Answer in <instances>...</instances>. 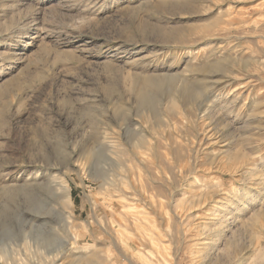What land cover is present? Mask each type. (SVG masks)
Instances as JSON below:
<instances>
[{"label": "rangeland", "instance_id": "obj_1", "mask_svg": "<svg viewBox=\"0 0 264 264\" xmlns=\"http://www.w3.org/2000/svg\"><path fill=\"white\" fill-rule=\"evenodd\" d=\"M0 92V250L264 264V0H0Z\"/></svg>", "mask_w": 264, "mask_h": 264}, {"label": "bare ground", "instance_id": "obj_2", "mask_svg": "<svg viewBox=\"0 0 264 264\" xmlns=\"http://www.w3.org/2000/svg\"><path fill=\"white\" fill-rule=\"evenodd\" d=\"M211 24H213V23H211ZM211 26V25H210ZM149 59V58H148ZM135 62V61H134ZM222 71V70H221ZM227 74V73H226ZM226 74H224L223 75V77H227V75ZM176 76H178V75H175V74H160V75H154V74H150V75H144V81H142L143 82V84H145V87L146 86H148V85H150V83H153L154 81H155V79H159V80H161V79H174V78H177ZM132 77V76H131ZM130 77V78H131ZM179 77V76H178ZM223 79H225V78H223ZM223 79H220V81L219 82H221V80H223ZM228 79V78H227ZM133 80V79H132ZM135 80V79H134ZM219 80V79H218ZM137 81V80H136ZM217 82V81H216ZM141 84V83H140ZM143 89V88H142ZM222 89V88H221ZM5 90V89H4ZM145 93V92H144ZM0 94H2L1 92H0ZM143 94V93H142ZM176 97L177 96H170V100H169V102L171 103V104H175L177 101H176ZM7 98V97H6ZM183 101H185V100H183ZM170 105V104H169ZM182 106V105H181ZM175 106H173V108H174ZM171 108V107H170ZM171 110V109H170ZM186 115V114H185ZM43 129H45L46 130V128L45 127H43ZM111 129V128H110ZM42 130V129H41ZM112 130V129H111ZM114 130H115V128H114ZM58 131V130H57ZM106 132V131H105ZM108 133H110V132H108ZM119 133H121V132H119ZM36 134V133H35ZM58 134V133H57ZM112 136V135H111ZM111 136H109V134H106V136L104 137V138H110ZM114 136V135H113ZM111 139V138H110ZM118 141V140H117ZM151 142V141H150ZM149 142V143H150ZM103 143H105L106 144V142L104 141ZM107 143H109L108 141H107ZM139 143V142H138ZM146 143V142H145ZM150 146H151V144H149ZM120 146V145H119ZM118 146V147H119ZM117 147V146H116ZM115 147V149L117 150V148ZM146 147V146H145ZM90 149V148H89ZM124 150V149H123ZM152 151V150H151ZM123 152V151H122ZM141 154V153H140ZM146 160V159H145ZM77 167V166H76ZM86 167H87V165H86ZM41 168V167H40ZM64 168V167H63ZM67 168V167H66ZM83 168V167H82ZM81 169V168H80ZM38 170V169H37ZM122 171H124V170H122ZM40 173V172H39ZM53 173V172H52ZM122 174V173H121ZM35 175V174H34ZM37 176V175H36ZM39 176V175H38ZM21 178V177H20ZM28 179V178H27ZM34 180V179H33ZM32 181V180H31ZM48 181V180H47ZM60 181V180H59ZM24 182H26V181H24ZM52 182L53 183H51V184H53V185H58V188H59V190H61V192H63V194H65V196L67 197V202H70L69 201V188H68V184H65V183H63V182H56L55 180H52ZM31 183V182H30ZM47 183V182H46ZM32 184V183H31ZM42 184V183H41ZM44 184V183H43ZM25 186V185H24ZM39 186V185H38ZM4 187V186H3ZM51 187V186H50ZM54 187V186H53ZM20 188V187H19ZM22 188H23V186H22ZM21 188V189H22ZM25 188V187H24ZM57 188V187H56ZM20 189V190H21ZM30 189V188H29ZM37 189V188H36ZM53 189V188H52ZM71 191V190H70ZM59 194V193H58ZM70 198H71V195H70ZM144 198V197H143ZM240 199V198H239ZM242 201V200H241ZM71 204V203H70ZM69 204V205H70ZM73 204H74V202H73ZM70 213V212H69ZM69 215V214H68ZM70 217H72V216H70ZM73 218V217H72ZM71 218V219H72ZM72 236H73V234H72ZM76 235H74V237H75ZM75 239V238H74ZM40 240V239H39ZM73 240V239H72ZM126 240V239H125ZM129 240V239H128ZM64 241V240H63ZM62 241V242H63ZM78 241V240H77ZM38 242V241H37ZM70 242V241H69ZM76 242V241H75ZM125 245H127L126 243H125ZM137 245V244H136ZM9 246V245H8ZM48 246V245H47ZM73 246V245H72ZM2 247H3V249H1L0 250V264H2L3 263V261H5V263L4 264H58V259L59 258H61V256H63V254L65 253V251L67 250V242H65V243H63L62 245H60V246H58V247H56V248H52V249H48V250H44V251H41V253H40V255H38L37 253V255H34V254H31L29 251L27 252V250L25 251V256L24 257H22L21 255L20 256H18L17 255V253L14 251V249L13 248H10V247H6L5 249H4V246L2 245ZM12 247V246H11ZM25 249H26V247H24ZM77 249H78V247H76ZM23 249V248H22ZM45 249V248H44ZM128 249V248H127ZM132 249V248H131ZM18 251V250H17ZM125 251V250H124ZM133 251V250H132ZM141 251V250H140ZM70 252H71V250H70ZM75 253L76 251L74 250V251H72V253ZM129 252V251H128ZM80 253V252H79ZM66 254V253H65ZM83 254V253H82ZM92 254V253H91ZM78 255L76 254V257H77ZM85 256V255H84ZM84 258V257H83ZM87 258H89V256L87 257ZM93 258V257H92ZM92 258H90V259H92ZM127 258V257H126ZM73 259H75V258H73ZM73 259H71V260H73ZM82 259V258H81ZM94 259V258H93ZM96 259V258H95ZM129 259V258H128ZM97 260V259H96ZM82 261V260H81ZM96 262V261H95ZM95 262H94V260H87L86 262H84L83 264H95ZM62 263V262H61ZM60 263V264H61ZM71 263V262H70ZM76 263V262H75ZM77 263H79L78 262V260H77ZM98 263V262H97Z\"/></svg>", "mask_w": 264, "mask_h": 264}]
</instances>
